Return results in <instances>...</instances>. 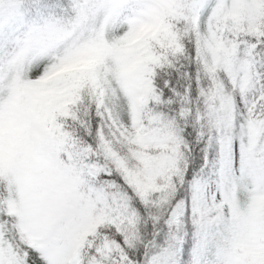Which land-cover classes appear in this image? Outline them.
Segmentation results:
<instances>
[{"label": "snow or ice", "instance_id": "1", "mask_svg": "<svg viewBox=\"0 0 264 264\" xmlns=\"http://www.w3.org/2000/svg\"><path fill=\"white\" fill-rule=\"evenodd\" d=\"M0 264H264V0H0Z\"/></svg>", "mask_w": 264, "mask_h": 264}]
</instances>
